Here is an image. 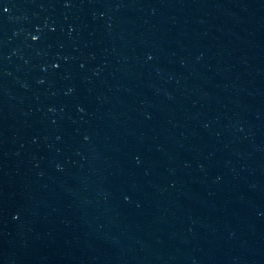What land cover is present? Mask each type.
I'll use <instances>...</instances> for the list:
<instances>
[{
	"label": "water",
	"instance_id": "water-1",
	"mask_svg": "<svg viewBox=\"0 0 264 264\" xmlns=\"http://www.w3.org/2000/svg\"><path fill=\"white\" fill-rule=\"evenodd\" d=\"M0 264H264V0H0Z\"/></svg>",
	"mask_w": 264,
	"mask_h": 264
}]
</instances>
